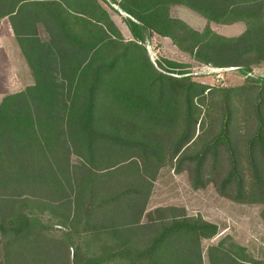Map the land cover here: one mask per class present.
I'll return each instance as SVG.
<instances>
[{
  "label": "trees",
  "instance_id": "trees-1",
  "mask_svg": "<svg viewBox=\"0 0 264 264\" xmlns=\"http://www.w3.org/2000/svg\"><path fill=\"white\" fill-rule=\"evenodd\" d=\"M180 1L191 4L189 6L209 22L232 24L243 21L247 30L238 37L226 38L212 34L209 30L196 32L185 24L170 19L166 21L164 28L151 25V31L169 37L181 50L194 53L199 61L213 63L216 67L232 66L250 70L254 65L264 62L263 3H258L253 9L242 3L236 14L233 5L237 4V0ZM45 2L46 0H0V5L5 8L0 14V20H9L16 41L21 45L25 41L30 44L38 43L37 31H33L36 28L34 24L46 22L50 29L48 44L57 50L51 51V47L42 46L37 57L32 60L36 62L33 68L41 77L33 94L9 95L0 104L1 146L20 157L17 160L19 168L16 178L0 179V264H202L201 241L214 237L218 233L217 225L184 215L172 216L167 220L154 222L150 226L154 227V231L148 237L141 236L143 226L136 222L137 216L141 215L137 211V205L141 203L145 193L138 185L122 183L117 180L118 176L112 178L110 173L94 176L90 169H86L78 180L75 191L76 211L84 209V232L91 240L83 242L79 231L73 233V236L69 233V240L80 239L71 246V256L69 250L66 256L56 253L55 242H47L44 235L49 228L30 217L21 193L16 196L13 193L11 199L4 195L7 188H11L13 192L30 185L31 178L24 177L25 172H28L25 156L34 150V142L38 147H44L37 141V131L48 129L50 133L54 130L52 124L44 122L57 120L60 128H63L64 117L54 112L60 103L57 98L52 97L55 92L50 89L55 82L49 56L56 55L61 59L63 77L70 74L76 78L75 96L66 100L73 108L72 112L68 110L66 102L61 104V110H67L68 115L65 122L68 126L64 129L67 137H71L75 152L79 150L90 166L95 165L102 149L131 152L144 165L154 163L163 154L158 143L101 131L96 122L99 115L101 118L105 112L110 111L111 116L120 118L130 113L143 124L164 130L177 128L178 131L173 130L174 136L168 148L170 160H174L192 141L198 125L197 109L204 103L206 95L214 90L188 79L189 76L180 80L181 78L162 73L156 76V84L151 82L147 88H144V84L135 86L132 80L120 85L121 82L113 77L119 78L126 74L123 68L129 67V62L125 59L130 51L137 48V43H130L123 51L115 52L107 61L89 62L86 55L94 48L88 46L81 37L74 36L75 30L69 27V16L63 8L58 6L53 9ZM24 10L29 11L27 19L24 17ZM103 14L106 15L104 10ZM137 19L142 21L140 17ZM143 22L148 24L147 20ZM126 25L133 38L140 41L143 27L147 25H140L130 19L126 21ZM100 47H96L93 56L99 52ZM76 55L80 58L78 61ZM219 60H226L227 63H220ZM45 75L52 78L47 79ZM127 77L131 75L127 74ZM152 87H156L155 92ZM223 91L234 96L254 93L253 88L244 85ZM255 97L257 103L252 113L254 132L247 140L246 153L252 175L258 180L256 160L264 162V85L262 89H258ZM102 100L107 102L103 108L100 103ZM228 100L229 96H226L221 104L222 123L219 132L198 152L179 158L178 167L187 163L194 181L193 186L198 187L205 164L210 160L216 164L223 152L227 156L229 167L221 186L227 188L235 184L237 195L241 196L242 181L230 133L233 112ZM47 139L49 137L45 142ZM126 210L135 214L127 219ZM104 215H109L110 219H105ZM77 217L80 218V215ZM220 257L211 255L210 264H242L227 255Z\"/></svg>",
  "mask_w": 264,
  "mask_h": 264
},
{
  "label": "rangeland",
  "instance_id": "rangeland-1",
  "mask_svg": "<svg viewBox=\"0 0 264 264\" xmlns=\"http://www.w3.org/2000/svg\"><path fill=\"white\" fill-rule=\"evenodd\" d=\"M237 1V4L233 5L236 14L242 3L250 9L255 8L258 3L264 4V0ZM45 4H50L49 7L53 9L58 6L63 8L69 16L67 20L69 27L75 30L74 36L81 37L88 46L94 48L86 55L89 62L107 61L115 52L123 51L130 43H137V48L130 51L125 59L129 62V67L123 68L126 74L119 78L113 77L121 82L120 85L123 84L122 82L132 80L135 86L144 84V88H147L151 82L155 85L158 79L156 76L162 73L181 78L180 80L189 76L188 79L207 85L214 90L206 93L204 103L197 109L198 125L192 141L174 160H170L168 148L174 136L173 130L178 131L177 128L164 130L157 126L143 124L139 118L136 119L130 113L120 118L111 116L110 111L105 112L101 118L99 115L96 122L101 131L138 141L158 143L163 154L154 163L144 165L141 159L131 152L102 149L97 155L95 165L90 166L79 150L75 152L70 141L71 137H67L64 129L68 126V123H65L68 115H66L67 110H61V104L75 96L76 78L71 77L70 74L63 77L60 67L61 59L56 55L49 56L48 61L54 70L52 77L55 82L50 89L55 92L52 97L57 98L60 103L59 109L57 107L54 112L64 117L63 128H60L61 125L57 120L44 122L52 124L54 130L50 133L48 129L42 132L37 131V141L44 147L40 148L34 142V150L25 156L28 172H25L24 177L31 178L30 185L13 192L11 188H7L4 195L11 199L13 193L15 196L21 193V198L26 201V211L30 217L40 225L49 228L44 235L47 242L52 240L55 242L56 253L66 256L69 250L71 256L73 253L71 246L80 239L69 240L67 237L69 233L73 236V233L79 231L83 242L91 240L84 232V209L76 211L75 191L78 180L86 169H90L94 176L110 173L113 175L112 178L118 176L117 180L122 183L138 185L137 187L145 193L141 203L137 205V211L141 215L137 216L136 222L143 226L141 236L148 237L154 231V227H150L154 222L184 215L213 223L218 227V233L214 237L201 241L202 264H210L211 255L217 258L227 255L242 264H264V162L260 159L256 160L259 179L255 180L246 153L247 140L254 132L252 113L257 103L255 96L258 89H262L264 85V62L254 65L250 70L232 66L216 67L213 63L199 61L194 53L181 50L169 37L158 35L150 28L151 25L164 28L167 20L174 19L199 33L209 30L215 35L233 38L246 32V23L243 21L232 24L209 22L194 11L193 7L189 6L191 4L180 0H46ZM4 9L0 5V14ZM102 9L106 15L103 14ZM24 12L26 13L24 17L27 19L29 11L24 10ZM137 17H140L142 21H139ZM128 19L140 25H147L143 27L140 41H136L129 31L126 25ZM143 20H147L148 24ZM34 27H36L33 31H37L38 43L30 44L25 41L21 45L12 34L13 29L9 20L7 18L0 20V104L4 97L9 95L18 93L31 95L40 84L41 77L33 68L36 62L32 60L37 57L38 50L42 46L43 48L51 47L48 44L50 29L46 22H37ZM75 43L77 44V40ZM95 44L96 47H101L93 56L97 50ZM14 45L18 47L11 50ZM4 47L7 51H12V57L14 54L13 61L17 54L29 70L28 77H18V82H12L10 86L4 82L3 78L6 77L3 75L4 69L8 70L9 65ZM50 50L55 49L51 47ZM78 57V55L75 56L77 61L80 59ZM220 63H227V61L222 60ZM172 72L176 74H170ZM127 74L131 77H127ZM44 77L52 78L46 75ZM243 85L253 88L254 93L234 96L232 93L223 91V89ZM152 88L155 92L156 87ZM226 96H229L228 103L233 112L230 133L242 181L241 196L237 195L235 184L227 188L221 186L229 167L227 156L223 152L216 164H213L211 160L205 164L200 177L201 184L198 187L193 186L194 181L188 170L189 165L186 163L178 167L179 158L198 152L219 132L222 123L221 104ZM66 103L68 105V102ZM100 103L102 108L107 105V102L103 100ZM68 107V110L72 112L73 108L69 105ZM47 137L49 139L45 142ZM19 158L16 153L10 152L0 143V179L14 180L16 178ZM126 212L127 219L135 214L131 210ZM78 214L80 218L77 217ZM104 218L110 219V216L104 215Z\"/></svg>",
  "mask_w": 264,
  "mask_h": 264
},
{
  "label": "crops",
  "instance_id": "crops-1",
  "mask_svg": "<svg viewBox=\"0 0 264 264\" xmlns=\"http://www.w3.org/2000/svg\"><path fill=\"white\" fill-rule=\"evenodd\" d=\"M15 43H17V42H15ZM15 47L16 46L14 45V47L11 48V50H14ZM3 50H5L4 52H6L5 55H6V58L8 60V63H9V65L7 66L8 70L4 69V72H3L4 73L3 75H6V77H3L4 78V82H6L8 86H10V84L12 82H15V81L18 82V80H19L18 77H28L27 76V73L29 72L28 66L25 63H24L25 65H24L21 62L19 56L17 54H15L16 59L13 61L12 58L14 57V54H13V57H12V51H10V50L7 51V49H5V47L3 48Z\"/></svg>",
  "mask_w": 264,
  "mask_h": 264
}]
</instances>
